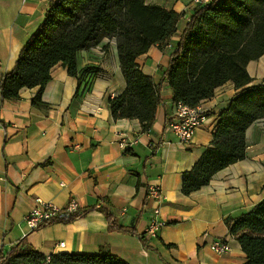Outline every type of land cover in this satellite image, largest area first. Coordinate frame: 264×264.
Wrapping results in <instances>:
<instances>
[{"label": "crops", "instance_id": "0c3cea01", "mask_svg": "<svg viewBox=\"0 0 264 264\" xmlns=\"http://www.w3.org/2000/svg\"><path fill=\"white\" fill-rule=\"evenodd\" d=\"M50 1L0 0V82L12 72L19 54L44 21ZM179 15L176 30L163 49L152 46L135 63L159 87L160 103L148 131L137 120H114L109 98L126 88L115 40L77 53L78 78L60 64L51 70L41 101L38 88H23L17 98L0 95V253L22 239L44 257L95 255L106 246L126 264H247V256L229 232L234 223L264 200V120L246 131L243 160L217 172L200 190L184 195L183 174L211 147L220 114L241 92L231 82L217 88L199 107L206 118L189 144L166 130L175 105L163 80L170 54L195 7L189 0H145ZM252 85L264 84V56L247 65ZM88 78V83L84 80ZM137 140L122 150L121 141ZM157 187L161 204L148 197ZM65 208L71 199L79 212L100 207L117 224L134 233L110 231L103 213L91 211L68 224L54 223L31 231L24 218L35 200ZM166 224L157 238L144 234L152 212ZM227 239L230 251L218 255L214 240ZM63 243V246H59Z\"/></svg>", "mask_w": 264, "mask_h": 264}, {"label": "trees", "instance_id": "16d2710c", "mask_svg": "<svg viewBox=\"0 0 264 264\" xmlns=\"http://www.w3.org/2000/svg\"><path fill=\"white\" fill-rule=\"evenodd\" d=\"M191 13L163 74L173 102L198 106L227 82L241 92L220 114L211 147L183 174L184 195L200 190L217 172L243 160L247 129L264 120V84L249 86L253 79L247 72L250 62L264 56V0H215L196 5ZM178 20L175 12L148 5L145 0L50 1L44 21L22 48L14 69L2 77L1 99H15L23 88H38L31 103L46 108L42 92L58 64L69 76L78 78L79 95L83 81L77 73V53L106 38L115 40L126 82L122 94L107 99L112 117L115 121L137 120L142 131H148L160 103L159 87L139 71L135 60L152 46L163 49L175 33ZM91 211L104 214L110 231L134 233L118 225L109 211L95 207L51 224H68ZM227 225L246 254L247 264H264V200ZM43 259L25 239L7 254L0 253L3 264H37ZM51 259L55 264H126L111 255L106 246L95 255L57 254Z\"/></svg>", "mask_w": 264, "mask_h": 264}, {"label": "built area", "instance_id": "2783aa9c", "mask_svg": "<svg viewBox=\"0 0 264 264\" xmlns=\"http://www.w3.org/2000/svg\"><path fill=\"white\" fill-rule=\"evenodd\" d=\"M215 0H189V2L196 5H206L210 4ZM175 110L172 118L166 126V130L172 133L178 141L184 145L189 144L192 137L194 136L196 130L204 122L206 118V113L201 110L198 106L189 107L181 102L174 103ZM1 129V124H0ZM137 144V140H131L128 142L121 141L119 147L122 150H128ZM148 197L155 200L157 203L161 204L163 202L164 196L159 188L149 186L147 188ZM100 208V207H96ZM79 205L75 199H71L65 208H59L52 203L44 202L42 200L36 199L35 206L26 215L24 221L31 231H36L45 224H51L57 220L63 219L68 215L78 213ZM160 209L155 208L152 212V217L149 224L144 232L145 235L157 238L159 231L166 224L163 220L159 218ZM59 246H63L61 243ZM213 252L218 255H225L230 251L227 239H218L212 241L210 248ZM3 264V263H0ZM26 264V263H20ZM34 264V263H27ZM37 264H55L53 263L50 256L44 257V259Z\"/></svg>", "mask_w": 264, "mask_h": 264}, {"label": "rangeland", "instance_id": "374dc122", "mask_svg": "<svg viewBox=\"0 0 264 264\" xmlns=\"http://www.w3.org/2000/svg\"><path fill=\"white\" fill-rule=\"evenodd\" d=\"M262 81H264V79H262Z\"/></svg>", "mask_w": 264, "mask_h": 264}, {"label": "bare ground", "instance_id": "6f19581e", "mask_svg": "<svg viewBox=\"0 0 264 264\" xmlns=\"http://www.w3.org/2000/svg\"><path fill=\"white\" fill-rule=\"evenodd\" d=\"M207 5V4H206Z\"/></svg>", "mask_w": 264, "mask_h": 264}]
</instances>
